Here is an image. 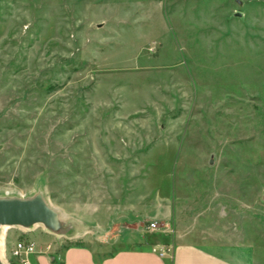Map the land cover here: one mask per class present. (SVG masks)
<instances>
[{"label": "rangeland", "instance_id": "obj_1", "mask_svg": "<svg viewBox=\"0 0 264 264\" xmlns=\"http://www.w3.org/2000/svg\"><path fill=\"white\" fill-rule=\"evenodd\" d=\"M35 195L60 228L3 264L113 229L264 264V0H0V198Z\"/></svg>", "mask_w": 264, "mask_h": 264}, {"label": "crops", "instance_id": "obj_2", "mask_svg": "<svg viewBox=\"0 0 264 264\" xmlns=\"http://www.w3.org/2000/svg\"><path fill=\"white\" fill-rule=\"evenodd\" d=\"M160 216L161 213L157 212L151 217V222L161 219ZM127 228L130 229L129 226ZM174 234L168 232L153 234L133 230L116 233L113 229V243L122 242L128 244V248L98 258L93 247L86 243L80 242L81 245L70 246L61 253H56V245L49 244L47 251L36 248V253L29 256V261L31 264H246L239 247L210 248L180 240L179 237L185 236L184 233ZM154 247L168 248L170 252L160 257L158 253L153 252Z\"/></svg>", "mask_w": 264, "mask_h": 264}, {"label": "water", "instance_id": "obj_3", "mask_svg": "<svg viewBox=\"0 0 264 264\" xmlns=\"http://www.w3.org/2000/svg\"><path fill=\"white\" fill-rule=\"evenodd\" d=\"M43 225L49 230L60 228L57 212L51 209L39 195L32 198H0V228H31ZM0 264H3L0 261Z\"/></svg>", "mask_w": 264, "mask_h": 264}, {"label": "built area", "instance_id": "obj_4", "mask_svg": "<svg viewBox=\"0 0 264 264\" xmlns=\"http://www.w3.org/2000/svg\"><path fill=\"white\" fill-rule=\"evenodd\" d=\"M157 228L156 221L150 222L148 225V229L151 232L155 231ZM153 252L158 253L160 257H164L169 254L170 249H158L154 247ZM35 253V245L32 243V241L27 240L16 241L11 250V256L17 261L18 264H31L29 261V256Z\"/></svg>", "mask_w": 264, "mask_h": 264}, {"label": "bare ground", "instance_id": "obj_5", "mask_svg": "<svg viewBox=\"0 0 264 264\" xmlns=\"http://www.w3.org/2000/svg\"><path fill=\"white\" fill-rule=\"evenodd\" d=\"M3 198H5V197H3ZM7 228H8V227L3 226V227L0 228V231H1V230H5V229H7ZM1 243H2V242H1Z\"/></svg>", "mask_w": 264, "mask_h": 264}, {"label": "trees", "instance_id": "obj_6", "mask_svg": "<svg viewBox=\"0 0 264 264\" xmlns=\"http://www.w3.org/2000/svg\"><path fill=\"white\" fill-rule=\"evenodd\" d=\"M75 245H81L80 243H78V244H75Z\"/></svg>", "mask_w": 264, "mask_h": 264}]
</instances>
